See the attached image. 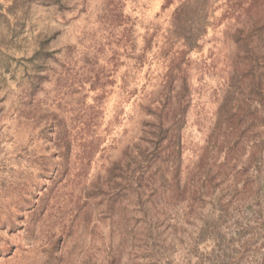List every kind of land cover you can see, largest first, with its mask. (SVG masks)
<instances>
[{"label":"rangeland","instance_id":"374dc122","mask_svg":"<svg viewBox=\"0 0 264 264\" xmlns=\"http://www.w3.org/2000/svg\"><path fill=\"white\" fill-rule=\"evenodd\" d=\"M251 68L264 0H0V264H264Z\"/></svg>","mask_w":264,"mask_h":264},{"label":"trees","instance_id":"16d2710c","mask_svg":"<svg viewBox=\"0 0 264 264\" xmlns=\"http://www.w3.org/2000/svg\"><path fill=\"white\" fill-rule=\"evenodd\" d=\"M250 30L249 29L248 31H246V33H244V36L248 33H250ZM248 41V36H246L245 38V45H244V53L245 55H248V56H251L252 54V48L249 44ZM253 58V56H251ZM251 75H252V87L254 88V93L258 96V101L260 102L261 106H262V109H263V112H264V78L262 75V72H259L258 75H256V72L255 71H252V68H251Z\"/></svg>","mask_w":264,"mask_h":264}]
</instances>
